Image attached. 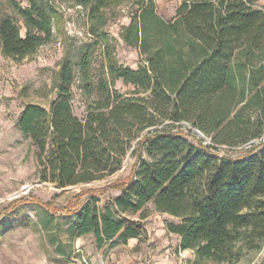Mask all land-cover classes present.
Segmentation results:
<instances>
[{
    "label": "trees",
    "instance_id": "16d2710c",
    "mask_svg": "<svg viewBox=\"0 0 264 264\" xmlns=\"http://www.w3.org/2000/svg\"><path fill=\"white\" fill-rule=\"evenodd\" d=\"M119 1L77 0L94 40L78 46L75 63L62 58L48 108L29 103L20 112L17 127L35 148L38 178L57 187L100 180L131 151L135 165L115 186L119 196L103 206L90 196L68 211L76 236L91 234L99 249L127 243L141 237L142 221L155 211L176 219L165 228L179 237L178 251L235 264L264 246V7L258 0H184L165 20L154 0H133L119 37L144 56L134 70L118 63L104 30L105 9ZM26 3L9 0L24 34L11 16L0 18V53L13 60L33 55L59 31L52 2ZM100 45L108 79L78 118L71 106L75 67L79 87L90 95V65ZM119 78L147 94L123 96L112 88ZM252 140L259 141L248 145ZM220 146L243 153L230 156ZM22 212L14 206L6 214Z\"/></svg>",
    "mask_w": 264,
    "mask_h": 264
},
{
    "label": "rangeland",
    "instance_id": "374dc122",
    "mask_svg": "<svg viewBox=\"0 0 264 264\" xmlns=\"http://www.w3.org/2000/svg\"><path fill=\"white\" fill-rule=\"evenodd\" d=\"M16 1L23 6L27 4L26 0ZM49 1L60 15L59 31L53 30L54 37L22 60H13L0 53V264H226L197 260L191 250L179 252L177 237L165 228L166 222L176 223V219L155 211L142 221V235L132 245L107 243L99 249L91 234L76 236L74 216L68 211L80 206L90 196L98 198L99 206L119 196L121 191L115 186L129 178L136 158L129 151L117 172L88 183L57 187L54 183L39 180L35 148L17 127L20 112L29 103L48 108L57 97L56 73L62 58L68 56L75 63L78 46L94 40L88 34L90 20L87 12L74 6L77 0ZM132 1H119L105 9L107 22L104 30L109 44L115 46L118 63L136 70L144 62V56L139 55L136 48L125 45L119 37L121 28L130 23L136 8ZM260 2L258 6L264 7ZM4 15L11 16L24 34L22 19L12 10L9 0H0V18ZM104 48L102 45L95 48L90 65V95L79 87L75 67L77 80L72 86L71 106L78 118L86 115L89 99L100 96L97 86L108 79ZM112 88L123 96L147 94L141 90L137 92L138 86L120 78L115 80ZM182 125V131L187 132L189 126ZM201 139L203 143L211 142L207 136ZM238 148L230 150L227 146H220L221 150H229L226 154L230 156L242 154L235 150ZM221 154L225 153L221 151ZM14 206L22 207V216L6 214ZM263 256L264 246L245 252L235 264H264Z\"/></svg>",
    "mask_w": 264,
    "mask_h": 264
},
{
    "label": "crops",
    "instance_id": "0c3cea01",
    "mask_svg": "<svg viewBox=\"0 0 264 264\" xmlns=\"http://www.w3.org/2000/svg\"><path fill=\"white\" fill-rule=\"evenodd\" d=\"M183 1L184 0H154V2L156 4V11H157V13L161 17H163L165 20H171L175 16L177 7ZM258 2H260L261 4H263L264 3V0H258ZM170 234H172V233H170ZM173 235H175V234H173ZM175 236L177 237V239L179 241V237L177 235H175ZM138 241H139V239L133 238V239H129L127 243H129V244L132 245L134 243H137Z\"/></svg>",
    "mask_w": 264,
    "mask_h": 264
},
{
    "label": "water",
    "instance_id": "95a60500",
    "mask_svg": "<svg viewBox=\"0 0 264 264\" xmlns=\"http://www.w3.org/2000/svg\"><path fill=\"white\" fill-rule=\"evenodd\" d=\"M183 124L188 125L189 128H191V126H190L188 123L184 122ZM152 129H153V128H148L146 131H150V130H152ZM192 131H193L195 134H197V136L206 139V136H205V135H204L199 129L192 128ZM261 139H264V135L261 136ZM207 140H208V139H207ZM256 141H257V140H252L248 145H250V144H252V143H255Z\"/></svg>",
    "mask_w": 264,
    "mask_h": 264
},
{
    "label": "built area",
    "instance_id": "2783aa9c",
    "mask_svg": "<svg viewBox=\"0 0 264 264\" xmlns=\"http://www.w3.org/2000/svg\"><path fill=\"white\" fill-rule=\"evenodd\" d=\"M78 8L82 9L80 6H77Z\"/></svg>",
    "mask_w": 264,
    "mask_h": 264
}]
</instances>
